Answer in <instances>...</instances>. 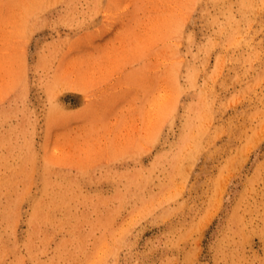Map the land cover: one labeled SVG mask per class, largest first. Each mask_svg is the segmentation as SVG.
I'll return each instance as SVG.
<instances>
[{
    "label": "rangeland",
    "instance_id": "1",
    "mask_svg": "<svg viewBox=\"0 0 264 264\" xmlns=\"http://www.w3.org/2000/svg\"><path fill=\"white\" fill-rule=\"evenodd\" d=\"M0 264H264V0H0Z\"/></svg>",
    "mask_w": 264,
    "mask_h": 264
}]
</instances>
